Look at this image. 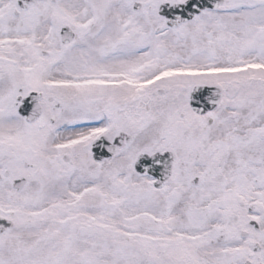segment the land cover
Instances as JSON below:
<instances>
[{"label":"snow or ice","instance_id":"1","mask_svg":"<svg viewBox=\"0 0 264 264\" xmlns=\"http://www.w3.org/2000/svg\"><path fill=\"white\" fill-rule=\"evenodd\" d=\"M0 264H264V0H0Z\"/></svg>","mask_w":264,"mask_h":264}]
</instances>
